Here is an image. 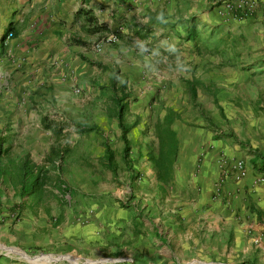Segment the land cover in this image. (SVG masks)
I'll return each instance as SVG.
<instances>
[{"label":"rangeland","instance_id":"1","mask_svg":"<svg viewBox=\"0 0 264 264\" xmlns=\"http://www.w3.org/2000/svg\"><path fill=\"white\" fill-rule=\"evenodd\" d=\"M19 1L0 0V137L4 138L3 148H9L13 155L29 148L43 151L49 148L54 138L50 130L43 128L42 117L47 116L49 119L65 123L66 144L70 151L61 175L66 183L75 182L74 186L78 192L84 189V194L95 200L108 197L127 212H132L134 207L139 209L135 230L130 223H126L123 227L116 228L118 238L117 241L113 238L108 241L110 248H102L101 251L90 248L87 253H79L75 257L81 261L94 260L99 264H230V261L223 257L214 258L210 255L203 232L209 227V223L213 224L209 217L217 200L220 199L224 204L232 201V195H224L226 187L230 184L234 186L231 187L234 190L242 184L248 173L252 176L249 192L254 196L246 192L245 198L248 197L254 203L252 197L259 201L263 195L262 202L264 201V180L257 183L254 181L257 177H264V168L256 156V153H259L264 157V11L238 18L230 12L224 13L220 7L221 12L225 14V24L215 25L212 30L198 29L200 46L206 47L208 52L211 51V57L199 58L196 68H192L193 64H188L177 52L170 56L151 55L153 57L147 59L151 63L146 66L143 55L148 52L149 45L144 41L147 37L144 39L141 34L139 38L133 35L132 40L122 38L126 31H133L129 26L126 28L127 21L123 12L117 31L93 44V49L107 64L106 69H91V75H85L73 85L68 84L70 80L65 72L64 83L61 85L63 92L59 94L52 89L45 94L39 90L38 84L27 80L35 70L30 72L22 69L25 54L33 47L20 50L19 47L24 46L17 42L20 38L17 35H21L26 27L38 28L37 21L30 25L27 17L37 12L38 2L31 13L21 15L23 6L19 5ZM142 1L135 0L138 5L134 8L137 10L131 9L134 13V24L141 25L145 22L146 13L138 10ZM130 11L128 14H132ZM19 16L23 17V21L15 22ZM7 26H14L17 33L7 37L1 44V37ZM144 28L147 27H140ZM111 36L114 40L109 39ZM154 36L156 37V34L150 37L155 39ZM158 39L160 40V37ZM126 45L133 50L129 51L131 49ZM104 46L117 52H101ZM138 50H143L144 54L136 53ZM20 54L23 55L22 58ZM61 55L62 53L58 54ZM50 56L52 62L48 64L49 71L55 70L56 67L52 53ZM192 78L201 82L197 85L196 101L190 98L184 83L185 79ZM112 81H115L117 87L124 86L126 89L128 96L123 100L124 119L127 124L134 123L128 133L132 141L128 163L121 159L123 142L117 120L106 113L110 105L108 98L112 93ZM93 88L96 91L94 96L91 92ZM120 94L118 92V96ZM169 107L180 114V118L173 124L180 140L178 159L172 180L167 187L160 189L162 197L159 201L163 207L159 211L152 212L150 209L145 212L143 204H155L157 199L154 196L134 195L136 191L126 173L135 168L137 150L142 148L145 153L147 143L153 139L154 120L162 116L165 108ZM76 122L96 125L99 131L80 135L74 129ZM105 144L115 153L120 166L118 173L114 174L103 168H89V173H86L82 168L76 167L79 160L83 164L96 161L104 152ZM221 156H226L229 160H243L247 169L246 177L236 179L232 174H228L221 185L216 186ZM150 164L154 168L151 162ZM94 166L97 167V164ZM51 174L55 176L54 172ZM203 175L213 180L217 188L215 192L210 193V190L206 189L205 181H200ZM93 176L96 177L95 181L92 180ZM138 177L139 173L134 175L135 179ZM78 183L83 184L82 188L76 186ZM90 185H94V190ZM262 188L263 193L260 192ZM235 193L238 191L235 190L233 194ZM54 199L56 197L49 194L45 201ZM67 200L72 202V197L67 196ZM191 203H199L195 211L193 209L194 215L199 216V223L188 229L195 240L192 242L188 239V246H183L181 242H185L187 223H175L173 219L182 220L178 210L189 207ZM44 204L43 202L42 205ZM152 214H159L160 218L164 216L162 219L167 222L162 223L161 219L159 221L163 232L167 229L170 231L173 227L174 232L182 235V239H179V236L169 239L167 234L164 238V243L175 250L173 258L157 262L158 258L153 259L149 254L139 252L144 248V237L148 233V226L144 224L143 218H153ZM235 219L238 217L235 216ZM262 222L264 223L261 220ZM258 224L260 229L255 232L259 235L246 228L243 238H253L251 241L255 252L264 259V224ZM231 239L230 237L227 241ZM27 255L31 263L50 264L37 257L40 253ZM116 258H130L131 261H111ZM77 259L75 261H78ZM250 263L252 262L243 261L241 264ZM51 264L75 263L61 260Z\"/></svg>","mask_w":264,"mask_h":264},{"label":"crops","instance_id":"2","mask_svg":"<svg viewBox=\"0 0 264 264\" xmlns=\"http://www.w3.org/2000/svg\"><path fill=\"white\" fill-rule=\"evenodd\" d=\"M19 2V5L23 6L21 15L31 13L32 8L38 2L37 12L27 16L30 25L37 21L38 28L26 27L28 30L24 29L21 35H17L20 37L17 42L19 41L20 46H24L19 47L20 50L24 48L26 50L30 48L29 46L33 47L27 50L22 69L30 72L35 70V73L28 76L27 80L38 84L39 90L45 94L52 89L59 94L63 92L61 85L64 83L65 72L68 73L67 78L70 80L68 84L73 85L85 75H91L93 73L90 72L91 69L96 67L106 69L107 64L93 49V44L117 31L123 12H125V21H127L126 28L129 26L133 31H126L122 38L132 40L133 35L139 38L141 34L142 38L147 37L144 41L149 45L148 52L145 54L143 50L136 52L144 54L146 66L151 63L147 61L153 57L151 55L170 56L177 52L184 57V61L193 64L192 68H196L199 58L209 59L211 51L208 52L206 47L200 46V42L195 45L187 39V34L191 32L199 34L198 29L211 28L212 30L215 25L225 24V14L220 10L222 0H143L138 10H143V14L146 13V24L144 22L141 25L134 24L135 20H132L133 10H137L134 6L138 5L135 4V0H30L29 2L20 0ZM129 11L132 14H128ZM161 15L163 20L159 19ZM16 21L22 22L23 17L19 16L18 20L15 19ZM102 24L106 31H96L95 28ZM142 25L147 28L140 29ZM155 34V39L150 37ZM128 48L131 49L129 51L133 50L131 47ZM102 51L117 52L107 46H104ZM50 53L53 55L52 59L56 61L55 70L51 71L48 66L49 62H52ZM59 53L62 55L58 56ZM20 56L23 57L21 54ZM93 80L94 76L91 78V81ZM91 92L94 96L96 91L93 88ZM48 149L39 151L29 148L25 151L30 152L32 158L40 162ZM136 157L135 168L126 173L130 184L136 191L134 195L156 197L155 204L147 202L142 207L145 206V212L150 209L152 212L159 211L163 207L159 201L162 195L155 169L147 160L142 148L137 150ZM98 158L97 163L92 161V163L83 164L79 160L76 167L82 168L86 173H89V168L100 170L102 167L98 163ZM96 164L97 167L94 166ZM137 173L140 177L135 179L134 175ZM250 175L248 173L246 179L241 182L242 184L234 190L231 188L234 186L230 184L226 187L224 195H232V201L224 204L220 199L217 200L209 217L213 224L209 223V227H206L203 232L206 246L210 248V255L214 258L223 257L230 261V264H241L243 261L264 264V259L257 255V251L255 252L251 241L253 238L247 240L243 238L245 230L249 228L255 232L260 229L258 223L264 224L261 223V220L264 221V201L262 202L263 195L260 194V192L263 193L264 187L261 191L259 190L262 200L258 201L257 198L252 197L253 203L248 197L245 198L246 192L250 193L249 185L252 177ZM92 180L95 181L96 177L93 176ZM200 181H205L206 189H209L210 193L216 191L217 188L210 177L205 178L203 175ZM74 184L67 183L71 190L70 194L63 196L58 194L56 199L45 201L44 205L40 204L41 206H35L28 197L24 198L22 204L19 205L20 199L10 190L0 196V216L2 218L0 221V264H36L28 260L27 253L32 256L38 253L44 254L47 258L44 260L46 262L62 254L76 259V255L85 254L90 248L97 251L110 248L108 241L112 238L117 241L118 238L116 228L123 227L126 223H130L135 230L139 209L134 207L132 212H127L125 208L119 207L108 197L99 201L87 197L84 189L78 192ZM78 185L80 188L83 186V184H76ZM89 187L94 190V185ZM235 190L238 193L233 194ZM54 192L58 191L54 190ZM67 196L72 197V202L67 200ZM198 205L199 203H191L192 208L189 206L181 211L178 210L182 220L173 219L175 223L180 221L187 223V230L184 233L185 242H181L183 246H188V239L192 242L195 240L188 229L199 223V216L193 213V209L195 211ZM18 210L21 216L16 220L14 214ZM147 216L150 217L148 213ZM235 216L238 217L237 220ZM162 218L159 214L154 215L153 218H143L144 224L148 226V233L144 237V248L139 251L142 254H149L153 259L158 258L157 262L175 256L173 255L175 250L173 251L164 243L166 234L169 239L177 236L182 239V235L174 232L173 227L169 228L170 231L161 230L160 219L162 223L166 221ZM256 234L259 235V233ZM230 237L232 239L227 241Z\"/></svg>","mask_w":264,"mask_h":264},{"label":"trees","instance_id":"3","mask_svg":"<svg viewBox=\"0 0 264 264\" xmlns=\"http://www.w3.org/2000/svg\"><path fill=\"white\" fill-rule=\"evenodd\" d=\"M151 16H154V14H151ZM95 30L101 32L106 31V28L102 24L96 27ZM9 33L11 36H15L17 30L12 26L8 27L1 37V44L4 43ZM187 39L195 45L200 42L199 35L195 32L188 33ZM184 83L190 98L196 101L197 85L201 84L200 80L196 78L185 79ZM110 88L112 93L108 98L110 105L106 109V113L117 120L120 128V138L123 142L121 159L128 163L132 149V141L128 133L134 126V123L127 124L124 119L125 104L123 100L128 94L124 86L117 87L115 81L110 82ZM118 92L121 93L120 96H118ZM179 118L180 114L175 109L165 108L162 116H158L154 120L152 126L153 139L146 145L145 155L147 160L154 166L161 190L169 185L174 175L180 140L173 124ZM42 126L52 132L54 140L40 162L35 161L28 151L13 155L9 148H3L4 138L0 137V196L7 190H12L20 199L19 205L26 197L30 198L35 206H38L45 202L49 194L57 197L58 194L63 196L71 193L61 175L63 165L66 163L70 151L66 144L67 132L64 131L67 124L44 116ZM74 129L80 135L95 130L99 131L96 125H86L82 122H76ZM256 156L260 159L261 167L264 168V157L259 153H256ZM98 163L103 169L114 174L118 173L120 168L114 151L107 144L104 146L103 154L98 158ZM53 172L55 173L54 177L51 174ZM54 190H57L58 194Z\"/></svg>","mask_w":264,"mask_h":264},{"label":"built area","instance_id":"4","mask_svg":"<svg viewBox=\"0 0 264 264\" xmlns=\"http://www.w3.org/2000/svg\"><path fill=\"white\" fill-rule=\"evenodd\" d=\"M220 7L224 13H229L234 15L235 17L238 18H243L247 15L256 13V12H263L264 11V0H222ZM11 34L9 33L7 37H9ZM109 39L114 40V38L111 36ZM221 167L219 169V174H218V181L216 183V186L221 185L223 182V179L226 175L232 174L234 178L236 179H242L245 178L247 175V169L244 165L243 160L241 159H230L227 158L226 156H221L220 159ZM260 180H264V177H257L254 181L257 183ZM19 213L20 211L18 210L15 214L14 217L19 218ZM2 220L0 216V221ZM38 258H42L46 260V256L44 254H41L40 256H37ZM77 259V258H76ZM76 259H73L71 256L62 254L56 257H52L49 260V263L51 262L57 263L58 261H73L75 264H99L97 261H92V260H87L84 259V261H81L77 259L78 261H75ZM43 260V261H44ZM113 262H122V261H131L130 258H116L111 260ZM213 264V263H211ZM218 264H223V263H218Z\"/></svg>","mask_w":264,"mask_h":264},{"label":"clouds","instance_id":"5","mask_svg":"<svg viewBox=\"0 0 264 264\" xmlns=\"http://www.w3.org/2000/svg\"><path fill=\"white\" fill-rule=\"evenodd\" d=\"M159 19L163 20V16L161 15V16L159 17Z\"/></svg>","mask_w":264,"mask_h":264},{"label":"bare ground","instance_id":"6","mask_svg":"<svg viewBox=\"0 0 264 264\" xmlns=\"http://www.w3.org/2000/svg\"><path fill=\"white\" fill-rule=\"evenodd\" d=\"M10 251V250H9ZM15 253H16V251H15ZM20 253V252H19ZM24 255V254H23Z\"/></svg>","mask_w":264,"mask_h":264}]
</instances>
